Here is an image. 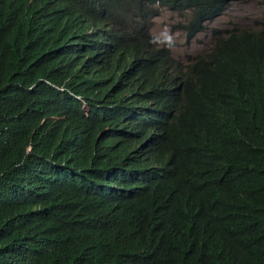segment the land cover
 <instances>
[{
    "label": "trees",
    "instance_id": "16d2710c",
    "mask_svg": "<svg viewBox=\"0 0 264 264\" xmlns=\"http://www.w3.org/2000/svg\"><path fill=\"white\" fill-rule=\"evenodd\" d=\"M163 4L193 8L196 24L215 15L210 0ZM143 8L144 0H0V264H161L144 252L153 215L138 217L124 195L112 201L100 186L108 134L157 98L158 68L180 72L149 44ZM233 34L212 52L237 65L233 81L204 60L185 67L182 131L159 153L177 150L176 198L158 213L176 224L210 212L241 236L231 259L212 264H237L235 255L264 264V65L252 62L264 56V29ZM98 66L123 68L124 81L86 83Z\"/></svg>",
    "mask_w": 264,
    "mask_h": 264
},
{
    "label": "clouds",
    "instance_id": "9594fccd",
    "mask_svg": "<svg viewBox=\"0 0 264 264\" xmlns=\"http://www.w3.org/2000/svg\"><path fill=\"white\" fill-rule=\"evenodd\" d=\"M163 2L164 0H144L143 10L149 20L147 23L149 44L154 49L163 51L171 61L169 65L176 67L180 72H173L169 66L158 68L155 76L160 82L154 89L157 98L133 106L126 113L122 123L108 134L110 139L100 146V161L104 166L100 186L102 191L109 194L112 201L115 193L120 197L124 195L126 204L138 217H144L147 212L153 215L151 225L147 224L148 227L145 229L147 238L144 241V252L150 259L161 261V264H179L184 255H189L187 264L220 263L226 258H232L241 236L234 235L232 230L222 229L216 217L203 209L184 215L176 224L158 213L162 207L167 208L176 198L172 183L179 170L176 149L171 147L162 157L159 153L163 145L171 143L182 131L180 128L184 93L182 77L185 67L204 60L210 63L218 78L230 83L235 78L237 65L225 56H212V52L220 42L223 44L230 42L234 37V31L259 33L264 29V20L254 29H240L234 21L218 24L216 22L226 15L229 1L210 0V9L215 15L196 24L197 15L193 8L176 10L165 6ZM163 13H169L178 21L185 23L178 25L177 28L180 29L189 51L200 48L199 53L190 54L194 57L190 63H184L174 55L172 47L175 35L171 31L165 30L161 36L154 35L155 21ZM213 25L219 30L213 31L211 35L209 28ZM199 34H203L206 40L195 41ZM209 39H212L211 45L205 47ZM252 62L263 66L264 56L258 54L252 58ZM124 79L123 68L108 67L103 70L102 66H98L87 75L85 82L96 80L105 83L117 80L122 83ZM78 99L81 109L88 112V102L81 96ZM200 131L208 135L212 133L207 128H201ZM190 216H194L195 221L191 220L190 226L184 225L179 231L181 223ZM199 249H205L208 253L200 258ZM234 258L237 264H243L238 256L235 255Z\"/></svg>",
    "mask_w": 264,
    "mask_h": 264
},
{
    "label": "rangeland",
    "instance_id": "374dc122",
    "mask_svg": "<svg viewBox=\"0 0 264 264\" xmlns=\"http://www.w3.org/2000/svg\"><path fill=\"white\" fill-rule=\"evenodd\" d=\"M228 10L226 15L220 19L218 24H223L225 21H234L240 29L249 28L254 29L256 26L264 20V0H228ZM184 22L178 21L169 13H163L160 18L155 21L154 35L161 36L165 30L171 31L175 35V42L172 47V51L176 58L184 63H190L194 58L190 54H197L200 52V48H196L192 51L188 50L185 44L184 37L177 28L178 25H183ZM211 35L215 30L219 28L215 25L209 28ZM206 40L203 34H199L195 41ZM211 40L205 44V47L211 45ZM190 256L184 255L183 261L179 264H187Z\"/></svg>",
    "mask_w": 264,
    "mask_h": 264
},
{
    "label": "bare ground",
    "instance_id": "6f19581e",
    "mask_svg": "<svg viewBox=\"0 0 264 264\" xmlns=\"http://www.w3.org/2000/svg\"><path fill=\"white\" fill-rule=\"evenodd\" d=\"M113 175H115V174H113ZM117 177V176H116ZM116 177H113V179H115Z\"/></svg>",
    "mask_w": 264,
    "mask_h": 264
}]
</instances>
